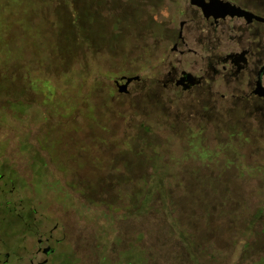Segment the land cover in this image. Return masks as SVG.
Returning <instances> with one entry per match:
<instances>
[{
  "label": "rangeland",
  "instance_id": "obj_1",
  "mask_svg": "<svg viewBox=\"0 0 264 264\" xmlns=\"http://www.w3.org/2000/svg\"><path fill=\"white\" fill-rule=\"evenodd\" d=\"M37 1L0 0V61H10L5 74L14 76L19 48L37 66L26 74L22 95L0 96V264H29L36 240L49 232L55 251L47 264H264V141L191 138L181 125L167 130L157 116L124 114L129 105L115 97L113 79L135 73L145 79L155 62L143 51V31L106 26V14L56 9L72 0ZM72 58L77 61L56 70L58 60ZM88 106L91 127L81 115ZM76 107L81 111L72 117ZM136 129L141 134L132 144ZM67 136L73 141L62 142ZM112 141L125 148L107 150ZM125 169L142 180L123 187L124 195L115 192L117 211L86 191L92 175ZM170 174L181 178L174 183ZM155 179V186L174 183L165 190L168 212L185 237L161 233L169 228L162 214L140 215L139 205H127L131 187L153 186ZM160 237L163 246H156ZM210 238L213 248L206 245Z\"/></svg>",
  "mask_w": 264,
  "mask_h": 264
},
{
  "label": "flooded vegetation",
  "instance_id": "obj_2",
  "mask_svg": "<svg viewBox=\"0 0 264 264\" xmlns=\"http://www.w3.org/2000/svg\"><path fill=\"white\" fill-rule=\"evenodd\" d=\"M72 3L52 10L106 14V26L111 23L127 33L142 30L143 51L149 49L155 56L149 77L135 73L113 79L115 97L129 105L124 114L131 110L133 114L157 116L170 128L179 130L181 125L191 138L264 141V0ZM164 10L165 17L161 16ZM95 24H89L90 30ZM121 77L136 78L117 82ZM51 238V232L44 240L38 237L34 251L28 254L29 264L49 262L55 251L49 244ZM58 241L54 239V243ZM8 256L4 254L3 263Z\"/></svg>",
  "mask_w": 264,
  "mask_h": 264
},
{
  "label": "trees",
  "instance_id": "obj_3",
  "mask_svg": "<svg viewBox=\"0 0 264 264\" xmlns=\"http://www.w3.org/2000/svg\"><path fill=\"white\" fill-rule=\"evenodd\" d=\"M34 2L38 3L37 0H34ZM42 4H44L43 1H42ZM64 14H67V13L64 12ZM62 16H63V18H68L67 15H62ZM77 28H78V26H77ZM81 38H82V40L87 39V38H85V36L84 37L82 36ZM84 45H85L84 48L86 49V52L89 53L91 46L87 47L86 44H84ZM98 48H101V47H98ZM67 50L71 51L73 53V51L71 49L69 50L67 48ZM93 51L94 50L92 48L91 53ZM13 53L17 55V59L15 60V63L13 64V68H14V72H13L14 76L13 77L9 78V77H7L8 75L5 74V70L10 67V61L9 60L0 61V96L4 92H6V93H8V95H12V96L22 95V93H24L25 89H27V86L29 85L28 84L29 80H27L26 74L29 75V73H32V71L34 72L35 69L37 68V66H31L29 63L25 62V60L22 56L23 51L20 48H19V50L13 51ZM91 53H89V54L91 55ZM91 56H94V55H91ZM74 61H77V60L75 58H72L70 61H68L66 59L58 60V62H60V63L56 64V70L58 69V71H59L61 69V67H63L65 64H67V62H74ZM83 62H87V59L85 57H84ZM52 67H54L53 64H52ZM63 69L64 68H62L61 70H63ZM7 90H9V91H7ZM9 104L14 105L12 102H9ZM77 109H78L77 107L72 109V110H74L72 112L73 113L72 117H76L79 115V113H77V115H75V112L77 111ZM83 110L84 111L81 115L84 117L83 118L84 121L85 122L87 121L86 124H88L90 127L93 126L92 122H91V120L93 119L92 117H94L92 106H88V107H86V109H83ZM79 111H81V110H79ZM100 111H103V108ZM68 115L70 116V114L67 113V116ZM69 119L71 121L75 118H69ZM67 121H69V120H67ZM130 127H133V126H130ZM169 129H171V128L170 127L167 128V130H169ZM139 130L140 129L137 130L135 135H130L129 139L130 138L132 139V140H130L131 141L130 143L134 144V140H133L134 137L133 136L141 134L139 132ZM143 131L145 132L144 129H143ZM86 135H88V137H92V131L87 132ZM126 136L128 138L129 135H126ZM65 138L67 140H62V142L73 141L72 138L69 139V136H67ZM145 141H152V140L145 139ZM132 144H131V146H132ZM152 144L154 146H156L154 144V142ZM124 148H125L124 147V141H117V142L112 141L111 146L108 149L107 148H105V149L111 150V152H112L113 150H122ZM125 162H122V161L118 162L117 161V163H119V164L125 163ZM107 173H108L107 175L105 173L103 175H99V174L92 175V177H91L92 181L89 179L90 180V182H89V180H88V182L90 183L91 186H89L87 184L85 186H89V187H86L87 192H89V190H91V192H89L90 193L89 195L95 196L97 198L102 197L106 201L105 204H107L106 205L107 208L110 209V211L114 212V211H117V209L112 206V204L114 203L113 201L115 200L114 198L116 197L115 192H119V195L120 194L124 195L123 194V192H124L123 187L132 186L133 183L136 184L137 182L142 180V176L140 175V173L137 176H135V174H130L129 172L126 171V169L122 173H120V172L119 173L107 172ZM178 174L177 175L175 174V177L173 174H170L172 176V181H174V183L177 179L181 178V176ZM158 176L164 177V179H163L164 181L167 178V174H165V173H160V175H158ZM174 178H175V180H174ZM158 179H159V177H158ZM182 179H183V177H182ZM156 180L157 179H155L153 186H151V185L150 186H139L140 187L139 189H134V186L131 187V190L129 193L130 201H127V203H128L127 205H130L131 207L139 205L138 214H140V215L143 214L144 216H146V215H161L162 214L161 216L166 217V224L169 228H167L165 226L166 229L161 231V233H167L169 235V237H173V236H177V237L184 236L185 237V232H182L179 229L177 222H175V220L172 218L171 214L168 212L165 190H167L168 188H171V187H175L174 183L172 181H170L172 184L166 183L167 184V185L165 184L166 186H155L156 185L155 182H157ZM92 186H94V187L92 188ZM99 186H107V187L105 189L104 188L101 189V187H99ZM120 191H121V193H120ZM97 202H100V201L98 200V201H96V203ZM135 203H137V204H135ZM125 209L128 211V209H129L128 206ZM212 213L214 214V216H216L215 212H212ZM159 235H164V234H159ZM158 239L160 242H158V244H157V243H155V240H154V244L156 246L157 245L163 246V238L160 237ZM213 240H214V238L208 239L206 245L213 248L214 247L213 246Z\"/></svg>",
  "mask_w": 264,
  "mask_h": 264
},
{
  "label": "water",
  "instance_id": "obj_4",
  "mask_svg": "<svg viewBox=\"0 0 264 264\" xmlns=\"http://www.w3.org/2000/svg\"><path fill=\"white\" fill-rule=\"evenodd\" d=\"M134 78H136V77H121V78H118L116 81L118 82V80L125 79L126 83H128L129 81H131Z\"/></svg>",
  "mask_w": 264,
  "mask_h": 264
}]
</instances>
